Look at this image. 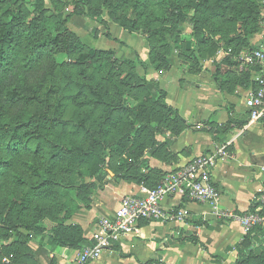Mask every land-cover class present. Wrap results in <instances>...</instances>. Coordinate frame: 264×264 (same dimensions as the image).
<instances>
[{
	"label": "rangeland",
	"instance_id": "374dc122",
	"mask_svg": "<svg viewBox=\"0 0 264 264\" xmlns=\"http://www.w3.org/2000/svg\"><path fill=\"white\" fill-rule=\"evenodd\" d=\"M199 25L214 44L192 48L197 66L190 51L179 58L174 49L194 45ZM9 26L13 31L4 39ZM227 45L264 46V0H0V142L6 144L0 149V262L8 263L1 248L9 233L29 235L28 224L47 236L73 198L86 202L78 185L73 196L68 186L89 164L88 154L112 155V163L118 153L131 154V136L146 122L127 136L130 107L143 120L159 113L141 103L150 72H214ZM164 56L172 59L169 70ZM236 80L229 76V91L238 87ZM92 181L85 175L80 182ZM42 185L40 197L34 188ZM28 195L33 204L24 220Z\"/></svg>",
	"mask_w": 264,
	"mask_h": 264
},
{
	"label": "crops",
	"instance_id": "0c3cea01",
	"mask_svg": "<svg viewBox=\"0 0 264 264\" xmlns=\"http://www.w3.org/2000/svg\"><path fill=\"white\" fill-rule=\"evenodd\" d=\"M221 57L211 67L214 72H205V68L196 73L178 72L177 76L173 70L150 72L152 95L162 96L179 120L170 119L174 127L152 137L154 141L137 159L128 160L129 166L119 178L118 161L113 164L116 170L106 168L105 185L93 191L88 205L64 221L65 226L82 230L76 246L51 247V233L35 236L28 246L32 264H73L97 232L101 218L113 216L124 197L137 194L142 185L157 187L169 174L219 149L225 157H218L211 183L221 193L220 208L237 214L262 208L257 200L264 194V117L251 120L245 105L251 75L239 72L238 66L239 75L247 74L248 86L232 92L222 89L216 75L217 66L226 58ZM163 206L169 213L188 210L190 215L168 222L142 220L136 233L89 264H230L247 235L256 234L255 229L246 234L237 222L218 219L210 205L187 198L169 196Z\"/></svg>",
	"mask_w": 264,
	"mask_h": 264
},
{
	"label": "built area",
	"instance_id": "2783aa9c",
	"mask_svg": "<svg viewBox=\"0 0 264 264\" xmlns=\"http://www.w3.org/2000/svg\"><path fill=\"white\" fill-rule=\"evenodd\" d=\"M220 55L231 57L239 72L251 75L252 87L248 90L245 105L252 121L264 117V46L233 54L231 49L220 50ZM218 157H225L223 149L214 155L200 156L175 173L166 176L155 188L145 185L137 194L126 196L113 216L101 218L97 232L84 246L73 264H89L110 250L116 243L138 231L140 221L168 222L189 217L188 210L169 213L163 202L169 196H179L190 201L210 205L218 219L237 222L247 234L264 226V194L258 198L261 209L237 214L220 208L221 193L211 183V172Z\"/></svg>",
	"mask_w": 264,
	"mask_h": 264
},
{
	"label": "trees",
	"instance_id": "16d2710c",
	"mask_svg": "<svg viewBox=\"0 0 264 264\" xmlns=\"http://www.w3.org/2000/svg\"><path fill=\"white\" fill-rule=\"evenodd\" d=\"M198 11H202V10H196L197 13H198ZM218 11H220V10H216L217 15H219ZM123 28L128 29V27H126V26H124ZM8 30L10 32L5 34L4 39L6 37H9V35H11L13 28L11 26H9ZM196 30H197V32H200V34H202V35L201 36H199L200 34L197 35V39H195L194 45L189 47L188 44H185V48H181L180 46H176V48L174 50L178 53L179 58H184L186 56L185 53H188V51H190L191 57L190 56L189 57L192 58L193 60H195V62L198 64L197 66H199L198 57L195 55L194 50H192V48L194 46H195V48H198L200 46H204V47L208 46V45L211 46L212 44H214V42H213V39H209L208 36L205 35L204 29H201V26L200 27L197 26ZM196 30H195V32H196ZM236 38H238V37H236ZM235 40L238 41V39H235ZM209 42H213V43L208 44ZM252 48L253 47H250V48H247L245 50H249ZM69 49H70V46L64 47L65 51H68ZM226 49H231L233 54H236V55L240 54V52L243 51V48L241 46L231 47L230 45H227ZM4 56H5V52L0 48V65L4 59ZM164 58H165V60H164L165 64L169 67L167 70H169L173 64L172 59H171V57L166 58V56H164ZM119 61H122V60H119ZM124 61H127V60H124ZM127 62H129V64L131 65L132 68H134V69L137 68L134 61L129 60ZM123 64H126V63L121 62L120 65H123ZM223 66H225V70H222ZM236 66H237L236 63L232 60L231 57H226L217 66L216 75H217L219 84L223 87L222 89H224V90L227 89L226 85L229 83V76L232 77V75H234V76L237 75L239 78V81L236 80L237 83H235V84H238V86H248L247 74L239 75L237 72ZM198 69H199L198 71H200L201 67H198ZM156 70L160 71L161 67H157ZM145 83H146V85H145L146 95H144L145 96L143 98L144 101L142 100L141 103H145V104H143V106L146 105L147 109L158 111L159 113L155 114L152 119L143 120V117H140L137 115V112L134 110L135 108L130 107L131 109H133L130 111V115L132 114L134 119L129 121L128 126L130 127V130H129L130 132L127 134V136H129V134L132 132V130L135 129L133 127H135V125L137 123H139V121H143L144 123L146 122V124H145V126L141 125L138 128L139 130L138 129L136 130V136L135 137L131 136V139H133V141L131 143H135V145H136V147L134 149L132 148L133 151H131V154L130 155H125V154H121V153L117 154V156H118L117 159H118V163H119L118 169H117L118 174L116 175L117 178H119L120 172H123L124 170H126L128 168V166H129L128 160L129 159H131L132 157H135L137 159V156L139 154H141L149 145H151L150 143H152L154 141V139H152V137L154 138L156 136V134L163 132L165 130H168L171 127H174L173 123L170 122V119L173 118L172 119L173 122H176L179 120L177 113L170 109V107L163 101V97L162 96H159L158 98L154 97L151 93L150 88H149V84H147L146 81H145ZM229 92H232V90ZM82 103H84V102H81V104ZM89 103H91V102H88V104ZM84 104H86V103H84ZM111 108L114 109V107H111ZM113 112H114V110H113ZM170 114H171V117H170ZM139 119H142V120H139ZM114 121L115 120L113 119V121H112L113 125H115ZM161 126H162V128H161ZM105 133L106 132H104V134H102V137H105V135H106ZM130 135H132V134H130ZM127 142H130V141H127ZM5 146H6V144H3L2 142H0V149L4 150ZM8 148L10 150L12 149L10 147H8ZM60 151H62V150L57 149V151L54 153L55 158H57L58 154H60L59 153ZM124 156L127 158H124ZM112 157H113L112 155L107 156V154H105V153H102V154L90 153V154H88V157H87L89 164L87 166L83 167L82 170H80L79 172L75 173L76 177L73 180H71V182H70L71 185L68 186V187H70L69 188V196L76 195V193L73 191V189H74V185H78L76 188L77 191H80L81 194L87 196V200L85 203L77 204L79 199H77V197L73 198L74 200L70 202V205H69L70 210H69L67 216L63 218L61 223H59V221L57 220L58 226L52 228L53 232H51V237H49V245L51 247L67 246V245L74 247L77 245L78 242H80L82 240L81 228L79 226H65L64 221L68 220L77 210H79L82 207V205H85V206L88 205L90 202V197H91L93 191L101 189L105 185V183L107 182L106 179L109 175L106 168L110 169V170H116V169H114V165H113L114 163H112L110 161V159ZM34 175H36V174H34ZM85 175H91L93 177L94 181H92L90 183L80 182L81 180H84ZM48 183L52 184L49 186H53V180H51ZM43 186L44 185L37 187V188H34V190H36L39 193L38 195L40 197L44 194L43 191H45V187L42 188ZM26 200L27 201L25 202L23 208L20 211L21 212L20 218H23L24 220L27 218V213L32 209V204H33V199L29 195L27 196ZM75 200H76V202H75ZM254 210L252 209L251 212H253ZM22 223L26 224L25 222H22ZM22 223L20 222V224H22ZM59 224H60V226H59ZM26 225H27V227H25L26 228L25 230H28L30 232L29 235H24V234L18 232V229H15V232H14L15 236H12L11 233H9V236H7L5 238L7 243L5 246H3L1 248V250L3 252V259L7 258L9 260V262L8 263H5V262L1 263L0 262V264H32V262L29 259V255H28L29 243L34 239L35 236H38L40 234H44L45 232L44 231L41 232L40 229L36 226H35L36 228L33 229V227L30 228L28 224H26ZM15 228H19V227H15ZM254 232L256 233L255 235H252V233L248 234L247 237L245 238L244 242L238 246L236 262H234L233 264H249L251 261L260 260L261 258H264V226L263 227L262 226L256 227ZM262 263H264V261H262Z\"/></svg>",
	"mask_w": 264,
	"mask_h": 264
}]
</instances>
